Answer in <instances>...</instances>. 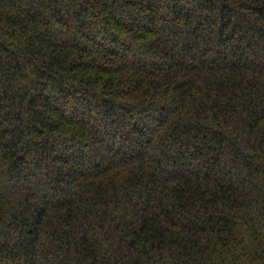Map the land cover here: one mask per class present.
Segmentation results:
<instances>
[{"label": "trees", "instance_id": "trees-1", "mask_svg": "<svg viewBox=\"0 0 264 264\" xmlns=\"http://www.w3.org/2000/svg\"><path fill=\"white\" fill-rule=\"evenodd\" d=\"M0 264H264V0H0Z\"/></svg>", "mask_w": 264, "mask_h": 264}]
</instances>
